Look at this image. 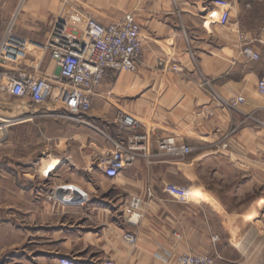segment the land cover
Masks as SVG:
<instances>
[{"label": "crops", "instance_id": "0c3cea01", "mask_svg": "<svg viewBox=\"0 0 264 264\" xmlns=\"http://www.w3.org/2000/svg\"><path fill=\"white\" fill-rule=\"evenodd\" d=\"M213 7L204 0H3L0 40L11 21L23 42L46 46L54 22L65 14L74 22L90 18L104 26L132 14L141 26L143 52L138 73H107L84 122L55 119L49 127L46 110L0 95L5 99L0 107L16 117L8 137L10 131L30 135L38 128L51 145L43 154L48 165L0 166V264H13L6 255L13 253H51L56 264L61 257L179 264L181 255L204 254L221 256L222 264H264V97L257 90L264 79V28L257 36L245 35L260 55V61H247L235 20L222 22L219 7ZM49 58L29 56L22 66L51 76L57 68ZM202 77L211 90L201 86ZM237 97L245 103L229 107ZM119 111L153 132L154 158L138 159L114 179L125 198L117 204L121 222L101 199L91 208L100 237L87 233L62 242V217L76 214L74 204L63 205L60 196L67 195V186L85 189V176L110 156L108 117L115 124ZM169 137L192 153L184 160L157 157L154 140ZM61 173L74 179L66 183ZM75 174H82L78 181ZM103 178H98L102 197ZM133 197L145 203L137 226L127 223ZM126 233L136 235L135 247L123 240ZM94 250L99 256L91 255ZM17 264L41 262L24 256Z\"/></svg>", "mask_w": 264, "mask_h": 264}, {"label": "built area", "instance_id": "2783aa9c", "mask_svg": "<svg viewBox=\"0 0 264 264\" xmlns=\"http://www.w3.org/2000/svg\"><path fill=\"white\" fill-rule=\"evenodd\" d=\"M3 0H0V6ZM14 21L7 24L0 40V95L9 94L20 100H28L39 107L47 102H60L67 119L84 122L91 112L93 100L109 71L136 74L139 71L143 52L141 26L132 14L123 20L104 26L94 19L74 22L68 13L54 22L46 45L51 61L57 72L51 76H40L22 66L25 60V44L14 33ZM244 43L242 57L247 61H260L250 42L241 37ZM172 70L181 72L180 67ZM201 86L211 90V82L202 77ZM258 94L264 97V79L258 83ZM245 103L237 97L228 105L237 108ZM16 121L0 115V142L8 135V130ZM115 125L122 136L113 142L110 156L100 162L99 168L108 179H117L122 171L138 159L154 158L150 150L153 132L137 118L119 111ZM124 134H127L126 136ZM154 144L158 156H169L184 160L192 149L179 145L175 137L156 138ZM73 197V196H72ZM71 197V199H72ZM64 201V199L62 200ZM69 203V202H68ZM145 203L133 197L128 203L127 223L137 226L143 218ZM123 240L135 247L136 235L126 233ZM215 242L218 238L214 239ZM221 256L181 255L179 264H222ZM57 264H118L114 260L82 261L72 257H61Z\"/></svg>", "mask_w": 264, "mask_h": 264}, {"label": "rangeland", "instance_id": "374dc122", "mask_svg": "<svg viewBox=\"0 0 264 264\" xmlns=\"http://www.w3.org/2000/svg\"><path fill=\"white\" fill-rule=\"evenodd\" d=\"M212 1L213 0H204L206 7L208 9H212L214 8L213 6H218L222 22L227 21L229 19V16L231 17V19H234L236 22L239 38L245 37L246 34L250 33L254 36H257V33L262 28H264V0H214V2ZM24 44L26 49L24 52V59L28 58L29 56L38 57L44 54H47V57L49 58V54L46 51V46L32 45L27 44L26 42H24ZM25 62L26 60H22L21 63L24 65ZM4 100L5 99H2V97L0 96V102ZM18 101H20V99L15 97H12L10 99V103H17ZM37 108H40L44 111L46 110V118H44L43 120H45L44 122L48 123L47 125L49 127L52 126L50 122H54L55 119H63L67 117L66 113L61 107L60 102H47L46 104L41 105ZM0 115L11 119L12 117L16 118L15 116H12L10 112L8 113L6 108L3 107H0ZM108 121L109 131L107 132V134L109 136V145H113V142H115L119 137H121L122 134L119 131L118 127L113 123V119L111 116L108 117ZM39 133L40 131L38 128H35L33 133L30 135L21 134L20 132L17 135H11L10 131L9 137L7 135V137L3 138L2 142H0V166L10 164L48 165L50 162H46L43 160L45 158L43 154L46 152H50L51 148L49 147H51V145L48 146L45 139H43ZM59 150H65V147L61 146ZM75 175L77 181L79 177L82 176V174ZM61 176L64 178H62L63 181H66V183H69V181H72V179H74V176L69 173H61ZM85 177L88 183L85 189L78 185L72 186H77L79 189L85 192L87 197L77 198L75 201H70L69 203L65 202V204H74V214H76V216L70 219H68V217H62V226L60 230L62 242L65 238L69 236L74 237L77 240L83 239L85 237V234L87 233H92L94 240L100 237L101 229L100 227L97 228V221L95 220L94 215L91 214V208H94L97 204L99 205L101 199H103V206L108 207L110 214H112L116 218V220H118V222H121V220H123V213L122 211H120L121 207L117 206V204L120 202L122 203L125 198L122 191L116 189L114 185V180L103 178V172L100 170L99 167H96L93 173L86 175ZM99 177H102L104 179L102 186L107 189V192L103 193V197L101 196V193L99 191ZM1 192L2 191L0 190V195ZM42 195L46 196L47 194L45 192V194ZM61 203L64 205V201H62ZM86 215L89 218H87ZM99 254L100 252L98 253L94 250L91 255L97 257L99 256ZM6 255H12L13 264H17L18 262L20 263L22 257L24 256H29V259L33 261L40 260L41 264H56V258L54 254L51 253H13Z\"/></svg>", "mask_w": 264, "mask_h": 264}, {"label": "bare ground", "instance_id": "6f19581e", "mask_svg": "<svg viewBox=\"0 0 264 264\" xmlns=\"http://www.w3.org/2000/svg\"><path fill=\"white\" fill-rule=\"evenodd\" d=\"M66 191L68 190V193L70 192V193H72V194H75V195H79V196H82V197H87V195L81 190V189H79L78 187H75V186H67V187H65L64 188ZM74 191L76 192V193H74ZM67 193V195H61L60 196V199L61 200H63L64 199V203L66 202H70V201H75V199H74V197H72V199H71V197H70V193L68 194ZM60 200V201H61ZM80 201V200H79ZM71 202V203H72ZM75 203V202H74ZM241 243V242H240ZM239 244V243H238ZM260 260V259H259Z\"/></svg>", "mask_w": 264, "mask_h": 264}]
</instances>
